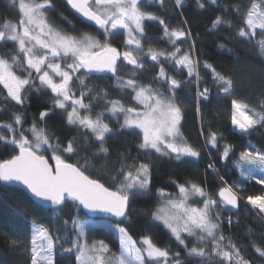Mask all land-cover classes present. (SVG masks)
Instances as JSON below:
<instances>
[{
	"label": "snow or ice",
	"instance_id": "snow-or-ice-1",
	"mask_svg": "<svg viewBox=\"0 0 264 264\" xmlns=\"http://www.w3.org/2000/svg\"><path fill=\"white\" fill-rule=\"evenodd\" d=\"M211 2L215 4L216 0ZM151 3L152 0H62V7L95 32V35L88 32L73 35L57 30L48 21L49 12L57 10L55 0H10L18 20L0 24V47L8 48V42H14L11 52L0 55V85L6 90L3 101L6 107L0 114L9 121L0 122V151L9 156L0 160V188L20 187L32 202L31 207L23 205L5 211L11 231L17 237L12 238V244H19L29 254L30 264H62L58 255H74L76 264H192L187 257L196 258L195 264H251L241 247L230 240L225 243L222 232L225 223H232L231 216L225 218L222 213L239 209L244 188L241 183H229L220 174L216 161L211 160V152L207 166L211 172L206 170L205 177L214 176L220 185L218 191L210 193L197 183L173 181L177 193L157 189L155 196L160 207L143 212L151 216L143 228L144 234L134 239L130 233L136 222L135 217L130 219L132 205L138 197L152 195L153 167L148 158L157 156L176 161L201 158V151L181 131L183 112L178 99L185 88L196 89L202 147L211 145L219 154L217 158L223 161H230L235 155L232 145L223 142L222 133L210 128L207 133L204 131L201 103H210L212 93L207 86L202 87L201 64L212 77L216 98L231 100L233 130L244 136L258 127L264 128V101L259 102L257 111L249 102L238 98L232 79L197 58L191 30L170 29L160 16L144 10ZM175 3L183 7L181 0ZM199 7L203 8L204 4ZM228 10L243 24L237 37L253 49L258 47L259 55L264 57V0H239L237 6ZM146 21L162 26L163 39L171 45L170 50L158 51L146 44ZM222 23L221 17H217L212 29ZM116 37L122 39V50L113 46ZM219 47L225 50L224 45ZM149 60L150 66L159 70L152 77L153 83L144 84L137 77L144 75ZM166 65L181 74L186 70V78L180 80L170 75ZM122 66L128 67L127 79L120 71ZM98 75L115 81L135 104L126 106L120 100L109 99V94L98 85L89 87L85 83L89 77L94 81ZM34 91L48 96L51 104L45 105L38 119L34 117L26 128L27 116L12 109L20 106L26 110L29 94ZM261 94L264 95V82ZM93 101L103 107L98 110ZM57 110L66 114L67 124L74 126L82 143L75 139L61 140L41 126ZM113 119L117 123L122 119L118 131L109 126ZM117 135L135 136L141 151L135 156L122 153L111 165L110 184L106 186L98 178L102 173L91 171L89 156L81 153L95 147L97 152L90 153L91 159L110 160L105 145ZM232 162L246 180L264 184V147L257 148L249 142ZM246 200L252 209H258L257 217L264 220V196L248 195ZM49 208L55 216L51 230L38 224L35 218L36 212L46 213ZM67 208L74 212L70 230L68 220L60 223ZM89 216L116 235L118 254L105 240L90 239L97 225L82 220ZM28 224L30 246L22 238ZM161 226L181 251L158 246L152 233ZM254 247L264 258V247Z\"/></svg>",
	"mask_w": 264,
	"mask_h": 264
},
{
	"label": "trees",
	"instance_id": "trees-1",
	"mask_svg": "<svg viewBox=\"0 0 264 264\" xmlns=\"http://www.w3.org/2000/svg\"><path fill=\"white\" fill-rule=\"evenodd\" d=\"M57 10L49 12L48 21L57 30H64L70 34L77 32H88L95 35V32L87 25L80 23V21L66 8L61 6L62 0H55ZM203 3L204 7L200 8L199 4ZM183 7H178L175 0H152L151 4L145 7V11L160 16L169 25V28H186L191 30V37L196 43V56L201 61H207L212 64L217 71L226 74L233 80L234 91L236 96L245 102H249L250 107H254L259 111V102L264 101L262 92V82H264V57L259 55L258 47L253 49L249 45L242 43L241 39L237 37L238 28L243 26L239 17L234 12L226 9H232L239 4V0H216L212 4L211 0H181ZM67 17V19H65ZM217 17H221L223 23L216 29H212V22ZM18 20L17 11L10 7V0H0V24L11 21L16 23ZM68 21H71L69 24ZM186 22V23H185ZM74 26V27H73ZM259 32V30H257ZM145 33L148 37L146 44H150L155 50H170L171 45L163 39V28L158 22L146 21ZM259 38V37H257ZM2 43V42H0ZM14 42L9 41V47H0V55L11 52V45ZM144 43V41H142ZM219 45H224L225 50H221ZM113 46L123 49L124 45L122 39L116 37L113 39ZM187 48V45H182ZM14 54V52L12 53ZM149 60L146 65V70L143 76L138 75V79L144 83H153L152 77L155 76L159 68L153 69ZM166 70L177 79L184 80L186 78V70L183 74L177 72L170 65H166ZM201 75L204 78L203 86H207L212 93L209 102H202L201 109L204 114L203 128L205 133L209 131H216L222 133L224 141L233 147L235 155L231 157L230 161L219 160L216 149L208 145L205 149L202 147L204 141L203 137L199 136L202 127L201 120L196 113V89L195 87H188L179 94L178 103L182 107L183 112V132L185 139L201 151V158L188 161H176L168 158H159L151 156L148 161L152 164V195L138 197L135 204L132 205V212L130 219L136 218L130 233L133 234L134 239H138L144 234L143 228L151 216L143 215V212L148 208L155 211L160 202L157 201L155 192L157 189H164L168 193L176 194L177 189L172 183L177 181L184 183L185 181L200 184L205 187L210 193L218 191L220 186L213 175L205 177V171L209 173L208 163L210 162L208 153H213L211 160L216 161V167L220 169V174L228 180L229 183L238 182L242 184L244 191L242 193V200L239 201V209L225 210L222 215L227 218L231 216L232 223H225L222 227V232L226 238L225 243L229 240L242 248L245 253V258L251 264H264V258L260 257L255 251V246L264 247V220L257 217L258 209H252L251 205L247 204L248 195H262L264 194V184H258L255 180H246L240 175V170L232 161L239 157V153L244 150V147L251 142L257 148L264 147V128H257L256 131L248 135H240L238 131L233 130L230 119L231 100L217 99L216 87L212 82L210 74H206L205 70L200 66ZM121 73L125 78H129L130 73L128 67L122 66ZM19 73V69H17ZM38 83V81H37ZM89 87L98 85L101 89L109 94V99L120 100L126 106H133L135 101L127 92H121L116 86L115 81H110L108 77L98 75L93 81L91 77L85 80ZM154 87L159 85L153 84ZM6 90L3 85H0V113L3 112L6 105L4 104V96ZM51 101L48 96L39 92H32L29 94V103L26 110L21 109L20 106L12 109V111H22L27 116L26 128L33 123V118L39 117V112L45 110V105H50ZM94 106L99 110L103 107L102 104ZM0 122H9L5 115L0 114ZM108 122V121H106ZM120 123L114 119L109 122V126L114 130H119ZM47 131L53 133L61 140L75 139L77 142H83L78 133L74 130V126L67 124L66 114L60 110L56 111L55 115L46 118V123L41 125ZM71 129V130H70ZM138 139L131 135H117L112 138L105 145L108 147L110 160L106 159H91L90 153H96L97 148L91 147L89 151L82 152L81 156H89L90 170L94 172H101L102 182L106 186L110 184V174L113 169L111 165L114 164L117 158L125 152L135 156L138 151ZM222 150V149H221ZM9 158L3 151H0V160ZM75 159V158H74ZM74 162V160L69 161ZM83 163V161H80ZM116 167H119L117 164ZM115 190V185L112 186ZM0 193H3V198L0 200V264H30V257L27 252H24L19 244L13 245L12 238H17L15 233L11 231V223L5 211H10L11 208L27 205L31 207L32 202L28 199L27 194L19 187L0 188ZM54 210L49 208L48 212H36L35 218L38 224H44L50 227L55 221ZM74 212L71 208H67L61 214V225L63 220H68V228L71 229V217ZM92 217H82V219H90ZM32 219V216L29 217ZM30 224L26 225L25 232L22 238L30 246ZM58 235H63V232H58ZM160 247H168L171 251H181L178 248L174 238H170L166 230L161 228L154 230L152 233ZM90 239L105 240L106 243L116 253L119 252V241L116 235L109 229L97 225L92 230ZM69 245L65 244V247ZM182 256L185 255L181 252ZM62 264H76L74 255L70 257H59ZM188 260L195 264L196 258L187 257Z\"/></svg>",
	"mask_w": 264,
	"mask_h": 264
},
{
	"label": "rangeland",
	"instance_id": "rangeland-1",
	"mask_svg": "<svg viewBox=\"0 0 264 264\" xmlns=\"http://www.w3.org/2000/svg\"><path fill=\"white\" fill-rule=\"evenodd\" d=\"M91 35H93V34H91ZM256 175L259 176V173L257 172ZM261 196H264V194H262ZM241 200H242V199H241ZM159 207H160V205L158 206V208H159ZM82 220H84V221H88V222H91V223H95L96 225H100L98 219L90 218V219H82ZM118 253H119V252H118ZM118 253H117V254H118Z\"/></svg>",
	"mask_w": 264,
	"mask_h": 264
},
{
	"label": "water",
	"instance_id": "water-1",
	"mask_svg": "<svg viewBox=\"0 0 264 264\" xmlns=\"http://www.w3.org/2000/svg\"><path fill=\"white\" fill-rule=\"evenodd\" d=\"M20 188V187H19ZM22 189V188H21ZM90 217H92V216H90ZM93 218V217H92Z\"/></svg>",
	"mask_w": 264,
	"mask_h": 264
}]
</instances>
